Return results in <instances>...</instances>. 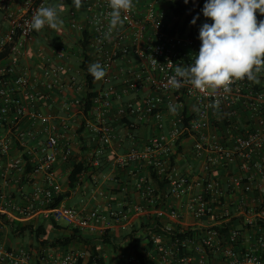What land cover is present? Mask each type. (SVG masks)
I'll list each match as a JSON object with an SVG mask.
<instances>
[{
	"label": "built area",
	"instance_id": "built-area-1",
	"mask_svg": "<svg viewBox=\"0 0 264 264\" xmlns=\"http://www.w3.org/2000/svg\"><path fill=\"white\" fill-rule=\"evenodd\" d=\"M48 1L0 0V214L9 215L10 211L28 218L34 213V202L26 207L15 204L2 185L10 172L24 174L28 163L31 174H45V184L36 186L33 194L46 218L90 230L113 220L124 225L132 211L130 207L109 212L98 209L82 212L64 203L48 207L62 192L54 165L60 159L67 161L72 148L66 137L69 130L66 120L61 119L58 126L53 122L54 116L44 112L39 103L50 100L52 91L62 86V74L68 69L63 63H50L49 59L41 66L40 78L32 77L22 65L26 44L36 33L30 26L33 13ZM141 1L138 5L134 0L133 7L122 13L124 23L110 33L108 0L87 4L89 30L93 35L88 51L93 49L95 62L106 68L94 113L102 117L116 101L133 94L137 100L127 101L125 116L134 123L152 122L155 131L143 148H130L118 162L122 165L144 162L149 174L152 168L160 178H168L170 195L186 198V205L168 207L167 221H159L155 227L142 231L146 244L141 250L137 248L141 257L132 252L127 264H264V230L257 224L264 221V207L222 205L220 184L209 178L216 166L231 165L240 159L242 170L247 173L245 190H250L253 179L259 177L264 193V72L257 74L258 82L246 78L233 81L227 92L211 88L200 91L187 82L180 87L172 86L169 79L175 74L176 65L194 62L201 44L199 33L179 30L171 33L173 24L169 26L167 22L171 0ZM257 20H264V14L257 11ZM204 22L211 20L206 18ZM71 24L80 36L87 28ZM55 55L63 59L64 48H56ZM128 56H135L136 61L126 68L120 85L113 83L115 62ZM82 88L79 85L75 90L80 92ZM79 94L72 100L73 105L80 103ZM165 94L170 97L168 100ZM181 96L192 100L195 113L188 126L180 114L167 125L163 106L178 103ZM242 111L248 112L249 117L240 124L237 118ZM37 123H50L44 138L35 131ZM219 125L223 129L222 138L215 132L219 131ZM205 129L215 132L213 139L208 138ZM95 130L101 141L94 152L93 165L98 166V156L110 145L115 133L103 120ZM186 131L195 139V154L206 156L204 167L208 174L199 181L200 190L191 196L194 184L191 177L170 162L178 148L179 136ZM13 148L20 151V156L10 158ZM234 180L237 185L242 183V178ZM145 189L149 201L154 203L153 187L146 183ZM133 210L141 212L144 208L135 206ZM188 231L191 233L186 234ZM79 258L83 255L76 251L36 255L23 247L6 248L0 242V264H79Z\"/></svg>",
	"mask_w": 264,
	"mask_h": 264
},
{
	"label": "crops",
	"instance_id": "crops-1",
	"mask_svg": "<svg viewBox=\"0 0 264 264\" xmlns=\"http://www.w3.org/2000/svg\"><path fill=\"white\" fill-rule=\"evenodd\" d=\"M96 0H82V5L79 9L75 8L73 0H49L46 6H53L57 4L63 5V11L60 13L63 23L57 29L49 26H44L41 30L36 31L35 36L26 44L25 54L23 56L22 65L26 68L32 77H41V66L50 59V63H63L67 66L68 71L62 74V86L52 91L50 100H41L39 105L41 109L54 116L53 122L60 125V120L65 119L69 125V130L66 137L70 142L72 154L67 161L58 160L54 165V170L58 180L61 182L62 192H67V196L61 203L67 206L74 207L82 212H88L93 209H98L103 212L116 210L120 208H132L129 213L127 222L118 224L114 220L101 224L95 230L82 229L77 226L68 225L64 222H56L52 224V220L46 218L39 207V204L34 198V189L36 186H43L45 184V174L37 173L30 174L29 180H24V175L21 172H10L5 179L2 180L3 191L8 195L12 201L17 205L24 207L34 202L36 209L32 216L23 217L15 212L7 214H0V242L4 247L15 249L23 247L31 250L34 254H50V253H64L67 251H76L83 255L82 264H86L88 260V245L81 241H74L73 244L65 249L64 247H42L38 245L31 235H27L16 241L13 240L9 226L5 224L2 217L6 219H15L23 223H33L39 225L45 223L48 225L51 240L54 238H65L72 234L71 228L80 229L81 236L92 240V242L99 247L100 255L106 260V264H127L133 252L129 238H125L126 231L138 229L142 224L153 222L155 217L160 222L167 221L166 209L174 206L186 205V198H175L170 195L168 184L165 188H160L158 183L153 180L149 169L146 168L144 162L132 161L127 165H122L118 162V158L126 155L132 147L143 148L144 143L154 133L155 127L152 122L139 123L134 130L121 123L125 116L124 106L129 100H137L133 94L124 96L120 101H116L111 109L102 117L97 113H93L92 118L87 121L85 128L79 133L81 129V116L77 110H73L72 100L75 96L83 94L85 91L84 78L80 70V63L82 61L81 50L77 45L80 39V32L72 27V22L86 25L89 28V13L86 10L87 4L95 3ZM136 3H142L141 0H136ZM109 48L112 47V41H109ZM58 47L64 48L65 57L58 59L55 55V49ZM91 55V63L95 62L96 53L93 49L88 51ZM136 57L128 56L115 62L112 70L113 83L121 84L126 68ZM82 85L80 92L75 90V87ZM102 85V79L97 81V88ZM165 99L168 100V94H165ZM173 97V98H172ZM174 100V96L172 95ZM180 100V102H179ZM184 107L188 108L190 114L195 113V106L192 100L181 96L178 103L169 106L167 103L163 106V115L167 125L173 117L182 115ZM248 112L242 111L237 118L240 124L248 121ZM105 121L114 129V136L110 145L105 147L101 154V161L104 162L102 166L93 165L95 159L94 152L97 146L90 152H86L84 147L92 143L100 144V134L95 130L99 121ZM50 123L35 126L37 135L41 138L45 137L46 128ZM219 131H215L220 137L222 127L219 125ZM209 139H213L214 131L205 129ZM2 135V130H0ZM65 139H62L64 143ZM195 139L190 137L182 140L181 149L174 152L170 160L171 164L178 168L180 172L189 175L192 179L193 188L190 196L200 190L199 181L204 179L207 174L205 171V157H199L195 154L194 148ZM20 156V151L13 148L10 151V158ZM8 159V158H6ZM76 159H84L91 162L90 167L93 171L85 172L81 175L79 182L72 189L68 186V175L71 172L73 163ZM102 162V163H103ZM243 162L240 159L235 160L231 165L216 166L211 170L209 178L216 179L220 184L222 190V205H247L258 206L262 202L261 185L262 179L254 178L250 190H245L246 171L242 170ZM208 175V174H207ZM236 178H242V183L237 185ZM143 179V181H141ZM162 179V178H161ZM149 183L154 189L156 201L151 203L147 196L145 184ZM215 205H218L215 204ZM135 206H142L144 211L136 212L133 210ZM55 222V221H54ZM108 229L109 233L113 235L114 240L117 241L118 247L113 250L112 245L102 243L101 235ZM144 232V231H143ZM139 232L136 233L135 240L137 241V248L143 249L146 244L145 236L140 237Z\"/></svg>",
	"mask_w": 264,
	"mask_h": 264
},
{
	"label": "clouds",
	"instance_id": "clouds-1",
	"mask_svg": "<svg viewBox=\"0 0 264 264\" xmlns=\"http://www.w3.org/2000/svg\"><path fill=\"white\" fill-rule=\"evenodd\" d=\"M133 3L134 0H108L109 33L124 23L122 13L128 12ZM73 4L79 9L82 0H73ZM62 11V4L39 7L31 18V28L39 31L47 25L57 29L63 23ZM257 11L264 14V0H205L201 12L211 22L199 28V51L194 62L176 65L169 83L180 87L187 82L200 91L211 88L227 92L235 80L258 82L257 74L264 72V20L258 22ZM199 18L197 13L190 23L196 25ZM88 72L94 80H101L106 68L94 62Z\"/></svg>",
	"mask_w": 264,
	"mask_h": 264
},
{
	"label": "trees",
	"instance_id": "trees-1",
	"mask_svg": "<svg viewBox=\"0 0 264 264\" xmlns=\"http://www.w3.org/2000/svg\"><path fill=\"white\" fill-rule=\"evenodd\" d=\"M205 0H189L188 4L184 3V0H171L169 3V10L172 13L174 17V22L171 27V33H175L177 30L181 32L189 31L190 34H193L194 32L199 33L200 26L204 23V20L206 19L201 9L203 8ZM200 14V18L197 21L196 25H192L190 21L192 18L197 14ZM92 33L90 32L89 28H85L84 31L81 33L80 39L77 41V45L79 49L81 50L82 55V61L79 65L81 73L84 78V87L85 91L83 94L80 95V103L78 105H73V110H77L81 116V129L79 130V133L82 132V130L85 128L87 121L92 118L94 109L96 107L95 99L98 95V88H97V81L94 80L92 75L88 72V66L91 64V56L88 53V48L90 46L91 40H92ZM182 118L185 125H189L190 120L193 117V114H190L188 112V108L184 107L182 112ZM121 123H124L126 127H128L130 130H134L137 126H139V123H134V121L130 118L123 117L121 120ZM190 133L188 131L184 132L182 135L179 136L178 139V148L177 150L181 149V142L182 140L190 137ZM101 143L95 144L92 143L84 147V150L86 152H90L95 146L99 147ZM99 158L102 159L101 155H99ZM101 161L100 167L104 162ZM91 162H87L84 159H76L73 163L71 172L68 175V186L70 189L74 188L76 184L79 182V179L81 175L85 172H92L93 168L90 167ZM32 168L30 164H26V169L24 172V180H29L30 174H31ZM151 177L153 180H155L158 183V186L160 188H165V186L168 184L169 180L167 177L160 178L159 175L156 174V172L150 168ZM246 181V179H243V182ZM67 192L60 193L55 199L54 202L51 205H48V207H56L58 206L63 199L67 196ZM158 195L157 192L155 196ZM221 201L224 200L223 196L219 198ZM260 207H264V193H262V202L260 203ZM3 221L6 225L9 226L12 238L14 241L21 239L27 235H31L36 243L42 247H64L65 249H68L74 241H81L88 245V260L86 264H106V260L100 255L99 253V247L98 245L94 244L91 239L82 237L80 229L71 228L72 234L65 238H54L51 240L50 234H49V228L48 225L45 223H41L39 225H34L33 223H23L21 221L15 220V219H6L2 217ZM160 220L155 217L153 222H149L147 224H142L138 229H131L129 231H126L125 238H129L131 247L133 252L141 257L140 253L137 250V241L135 240L136 233L139 231H144L145 229L149 230L150 228L155 227L158 225ZM53 225H56V222L52 221ZM257 224L261 226V228L264 230V221H257ZM243 232V229H241ZM191 232L188 231L186 234H190ZM176 235H180L179 233H176ZM264 235V231H263ZM102 243H108L112 245V249L115 250L118 247L117 241L114 240L113 235L109 233V230L106 229L104 233L101 235ZM84 260L82 258H79V264H82Z\"/></svg>",
	"mask_w": 264,
	"mask_h": 264
},
{
	"label": "rangeland",
	"instance_id": "rangeland-1",
	"mask_svg": "<svg viewBox=\"0 0 264 264\" xmlns=\"http://www.w3.org/2000/svg\"><path fill=\"white\" fill-rule=\"evenodd\" d=\"M169 3H170V1L168 2V4ZM165 8H167V6ZM167 22H168L169 26L172 25L173 22H174V17L172 15V13L170 12V10L167 11ZM138 234H139L140 237L144 236V233L142 231H139Z\"/></svg>",
	"mask_w": 264,
	"mask_h": 264
}]
</instances>
